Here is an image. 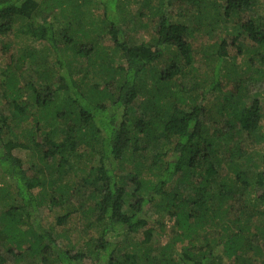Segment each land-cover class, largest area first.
Instances as JSON below:
<instances>
[{"label":"trees","instance_id":"trees-1","mask_svg":"<svg viewBox=\"0 0 264 264\" xmlns=\"http://www.w3.org/2000/svg\"><path fill=\"white\" fill-rule=\"evenodd\" d=\"M206 1L159 0L151 40L135 42L120 25V0H0V173L8 176L0 264H261L264 169L253 149L264 144V7L242 13L264 2L213 0L209 10ZM91 3L104 10L97 28L85 23ZM202 15L210 30L237 19L238 36L214 39L202 81L186 85L185 70L200 72L193 48ZM21 35L44 43L53 60L32 46L16 59L3 39ZM231 48L237 58L250 54L261 88L245 90ZM30 65L36 81L21 85L17 71ZM17 149L36 156L39 170ZM64 206L56 225L75 212L90 219L82 245H65L44 225L43 209ZM153 207L167 219L152 217ZM165 219L175 237L155 249Z\"/></svg>","mask_w":264,"mask_h":264},{"label":"rangeland","instance_id":"rangeland-1","mask_svg":"<svg viewBox=\"0 0 264 264\" xmlns=\"http://www.w3.org/2000/svg\"><path fill=\"white\" fill-rule=\"evenodd\" d=\"M213 0H207L204 4V7L206 6L207 9H211L212 8V3ZM264 2V0H263ZM159 3V0H155L152 3H148V0H120V4L117 6V8L119 9L118 13V17L121 19V27L125 28V30L129 33L130 37L134 38L135 42H141V41H150L152 36H151V32L152 29L155 28V16L153 14V12L155 11V8L157 7ZM122 4V5H121ZM90 7L87 8V17L88 19L85 21L86 26L89 28H97V24L98 21L102 20L104 17V10L102 8V5L99 6H94L92 3L89 4ZM263 7L261 4H259L257 7H253V9H251L248 13H242V16L244 18L249 17L248 15L251 14H259L262 12ZM196 9V7H195ZM197 9H199V7H197ZM196 9V10H197ZM57 11H59V8H57ZM90 11V12H89ZM178 12H181L182 10L180 8H177ZM71 17V16H70ZM191 17V16H190ZM204 20V22H206V26L205 28L203 26H201V30L195 32L194 34V50H195V67L198 68V70H200V72L196 73V75L194 76L192 73H188L185 70V75H184V79L182 78V81L186 82V85L188 84H193L196 80L198 82L202 81V77L200 78L199 76H201L203 73L201 71H205L206 67H205V63L203 62V52L205 50H207V47L214 42V39H219V40H227L229 42H231L232 38L234 36H236L238 34V29H239V25H236V21L235 20H230V21H226L221 19L220 22L218 21V25L216 27V29L214 30H210V28H207L208 25L213 24V20L211 18L208 17H203V15L201 16ZM60 18V17H59ZM201 18V19H202ZM198 19V18H197ZM181 21H185L188 22L189 21V16H181L180 17ZM94 21V25H89V22ZM61 22H63V17H61ZM104 22V21H103ZM105 23V22H104ZM100 26H103V24H100ZM203 27V28H202ZM225 27H227V30L225 29ZM238 27V28H237ZM204 30V31H203ZM209 33H207V31ZM238 36V35H237ZM16 37H5V39H3V43H5V45L9 44L12 45V51L15 54L16 59H18V57H20L22 55L23 50L28 49L29 47H33L38 49L39 52H41V55L43 58L52 61L53 59L51 58L50 54L48 53H43L45 45L40 44L39 42L36 41H30L26 38V36L21 35L19 36V38L16 40ZM16 40V42H15ZM102 40L105 43V39L102 38ZM59 41H63L62 38H60ZM14 42V43H13ZM97 42L99 43V41L97 40ZM1 43L2 40L0 41V59L1 56H3V51L1 49ZM100 45V43H99ZM243 47L245 50H248L252 48V44L251 43H247V42H243ZM230 55L236 57V53L237 51L235 49L231 48V51L229 52ZM250 54H245V55H241L240 57H236L237 58V64L236 67H238L239 70L243 71L244 74V87L245 90L247 92L253 90V88H261L263 84V82L261 81H256V79L254 77L258 76L256 72H253L252 69L248 70V63L247 60L249 59ZM16 59L14 60V62L16 61ZM121 60V57L119 55H115L114 56V62L116 64L119 63V61ZM23 65V64H22ZM25 66V64H24ZM35 66L36 65H30L29 69H25V71H17V76L16 78H18L21 82V85H24L25 83L29 82V81H36V76H35ZM167 66V62L161 61L160 63V67L165 68ZM91 67V66H90ZM95 72V71H94ZM33 75L35 76V78L33 77ZM254 75V76H253ZM260 77V75H259ZM224 79V78H223ZM222 81L225 83V87L229 88L231 85L230 83H227L228 81L223 80ZM103 83V82H102ZM253 99V96H248L246 98V100L251 101ZM139 100H143V97ZM213 101V99H212ZM211 101V104H212ZM140 102H137V106L139 105ZM161 147V146H160ZM250 150V149H249ZM253 150H257L260 153V156H258V158H260V164L263 165L264 169V163L262 162V158L264 157V144L261 145H254V149ZM14 154L17 155L19 158L22 159V161L24 162V166L28 169H33L34 171H38L41 164L39 162V160H37L36 156H34L33 154H31L28 150L25 149H17L14 151ZM152 155V153H150ZM126 164H129L130 161L125 162ZM134 163V161H131V164ZM228 167L226 168V170H228ZM261 169V170H262ZM69 166H66V173H69ZM120 171V170H119ZM40 176H42V173H40ZM72 178V177H71ZM73 179V178H72ZM77 179V177H76ZM80 181V177H78V179ZM8 182V176L4 175L2 173H0V186L5 185ZM80 190L82 193L88 191L89 187H83L80 184ZM51 188V187H50ZM41 188H38L37 190L39 191ZM85 197V196H84ZM83 196H77V199L79 202H82V200L84 199ZM3 210H5V205L2 202V200L0 199V214L1 212H3ZM43 213H44V220L43 222H45V226L54 227L53 231L57 234V235H61V241H63V243L67 246L69 245H82V243L85 240H90L91 237V232H90V228L88 227V224L90 222V219L88 216H84L79 214L78 212L72 213L71 215V220L68 221L67 223H65L62 226H58L56 225V216L58 215H63L65 213L68 212V208L67 207H54V208H50L49 210L43 209ZM162 211H157L156 207L152 208L151 211V216L156 218V217H160L161 214H163L164 217H168V214L166 213H161ZM166 221V229L162 230V228L160 226H157L155 229V249H160V247H163L164 245L168 244L169 242H171L175 235L174 233L170 230V226L171 224H173V220H169ZM96 233H94V237H95ZM131 240H141L142 235H131ZM264 245V243L262 244ZM133 249V247H129L128 249ZM262 257V261L260 262L261 264H264V253L261 254ZM18 264H42V263H38L37 259H31V260H27L24 261L22 263H18Z\"/></svg>","mask_w":264,"mask_h":264}]
</instances>
